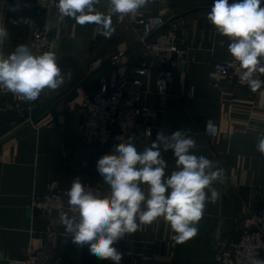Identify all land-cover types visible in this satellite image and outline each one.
<instances>
[{
	"label": "crops",
	"instance_id": "1",
	"mask_svg": "<svg viewBox=\"0 0 264 264\" xmlns=\"http://www.w3.org/2000/svg\"><path fill=\"white\" fill-rule=\"evenodd\" d=\"M45 4V0L35 6L5 0L3 24L9 33L5 54L25 44L32 22L51 23L64 83L58 90L41 93L30 121L20 118L11 102L0 98V264H21L22 256L35 250L53 254L57 264H114L97 259L87 246L79 247L71 238H47L46 220L29 204L32 196L45 192L48 183L55 181L61 188H70L75 177L103 187L105 195L109 194L96 170L97 160L109 152L82 142L78 132L80 103L85 93L96 89L100 76L113 79L117 67L136 64L145 51L136 33L118 23L117 15L112 17L115 33L105 38L93 24L81 26L71 18L58 23L57 10L46 9ZM12 5H19L20 10H9ZM212 5L213 0H153L139 11L161 16L165 25L179 22L189 48L174 72L168 97L156 92L155 69L144 78L140 105L154 110L156 119L152 137L136 146L139 151L150 147L160 130L165 134L188 130L197 144L194 152L219 162L224 169L223 183L213 185L220 198L207 204L198 235L183 244L173 239L174 233L162 217L151 225L141 224L135 234L115 245L123 253L120 264H216L218 241L233 235L238 220L264 197V154L256 147L258 137L264 134V88L250 97L215 71L216 63L233 58L227 50L228 38L207 20ZM97 7L106 12L107 0ZM20 17L26 22L12 23ZM207 120L218 125L216 137L204 135ZM162 155L168 164L166 175H170L176 168L175 158L171 150Z\"/></svg>",
	"mask_w": 264,
	"mask_h": 264
},
{
	"label": "clouds",
	"instance_id": "2",
	"mask_svg": "<svg viewBox=\"0 0 264 264\" xmlns=\"http://www.w3.org/2000/svg\"><path fill=\"white\" fill-rule=\"evenodd\" d=\"M152 2L107 0L104 12L97 7L101 0H57L56 20L59 23L71 18L81 26L93 24L100 35L111 38L116 31L113 15L138 13ZM9 10L19 11L20 6L12 5ZM207 20L218 34L228 38L227 50L233 58L229 66L238 65L240 82L252 92L264 88V79L260 78L264 76V0H213ZM20 22H26V18L12 21ZM8 36L7 27L0 23V92H10L28 103L39 99L45 89L58 90L64 80L57 54L54 51L37 54L26 44L5 54ZM219 43L224 46L223 40ZM144 133L151 137V128ZM115 139L118 143L112 151L96 162L97 173L108 186L109 194L91 189L79 177L72 180L66 191L70 212L62 213L57 223L71 242L87 246L97 259L120 264L123 253L115 245L135 234L141 224L151 225L162 217L178 244L196 237L207 204H215L220 198L213 186L224 181V169L218 166L219 162L194 152L197 144L188 130L170 134L160 130L151 146L143 151L137 149L134 135ZM256 147L264 154V134L258 137ZM169 150L176 168L166 175L168 164L162 153ZM251 264H264V258L252 257Z\"/></svg>",
	"mask_w": 264,
	"mask_h": 264
},
{
	"label": "built area",
	"instance_id": "3",
	"mask_svg": "<svg viewBox=\"0 0 264 264\" xmlns=\"http://www.w3.org/2000/svg\"><path fill=\"white\" fill-rule=\"evenodd\" d=\"M35 6L39 0H22ZM57 0H45L46 9H55ZM5 0H0V23L3 24ZM120 25L132 29L138 36L145 54L136 64L119 66L115 69L113 79L100 76L96 89L82 96L80 103L81 120L78 132L82 142L90 147H100L111 152L118 143L115 139L122 135L127 138L134 135V143L138 145L152 137L156 113L154 110L140 105L143 81L151 69L156 70V92L162 97L170 95L174 72L185 59L189 48L188 42L182 38L181 25L170 21L165 25L161 16H148L140 12L129 16L117 15ZM47 24H30V37L25 42L34 53L55 51L51 29ZM57 54V53H56ZM117 60V59H115ZM225 59L215 64L218 75L224 77L234 88L245 91L250 97H256L260 91L252 92L246 84H242L237 74L238 65ZM264 79V76L260 77ZM0 98L11 102V109L22 119L31 120L32 112L39 103L23 102L10 92H0ZM211 121V124H209ZM151 128V137L144 131ZM218 125L207 120L204 135L216 137ZM95 191L105 195L103 187H96L90 182H82ZM57 182L46 185L42 195L32 196L29 207L46 220L45 236L52 238L62 236L70 238L62 226L57 223L58 217L70 212L66 191ZM254 209L248 211L240 220L233 235L220 239L216 246V264H251V258H264V197H259ZM21 264H57L53 254L44 250H35L22 256Z\"/></svg>",
	"mask_w": 264,
	"mask_h": 264
},
{
	"label": "water",
	"instance_id": "4",
	"mask_svg": "<svg viewBox=\"0 0 264 264\" xmlns=\"http://www.w3.org/2000/svg\"><path fill=\"white\" fill-rule=\"evenodd\" d=\"M96 72V71H95ZM95 72H92V73H90L87 77H86V79H88L89 77H91ZM85 79V80H86ZM77 88H75L74 90H76ZM61 100L62 99H60L59 101H57L56 103H54V105L47 111V113H45V115H43L41 118H39V119H37V120H35L34 121V124H36V123H38V122H40L51 110H52V108H54L59 102H61Z\"/></svg>",
	"mask_w": 264,
	"mask_h": 264
},
{
	"label": "rangeland",
	"instance_id": "5",
	"mask_svg": "<svg viewBox=\"0 0 264 264\" xmlns=\"http://www.w3.org/2000/svg\"><path fill=\"white\" fill-rule=\"evenodd\" d=\"M37 106H38V105H37ZM37 106H36V108H37ZM36 108H35V109H36ZM28 123H30V122H28Z\"/></svg>",
	"mask_w": 264,
	"mask_h": 264
}]
</instances>
